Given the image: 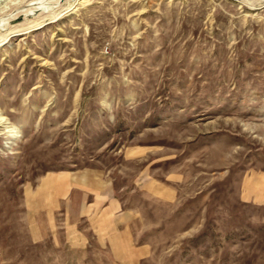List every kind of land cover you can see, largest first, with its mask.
<instances>
[{
  "label": "rangeland",
  "instance_id": "1",
  "mask_svg": "<svg viewBox=\"0 0 264 264\" xmlns=\"http://www.w3.org/2000/svg\"><path fill=\"white\" fill-rule=\"evenodd\" d=\"M0 264H264V0H0Z\"/></svg>",
  "mask_w": 264,
  "mask_h": 264
}]
</instances>
